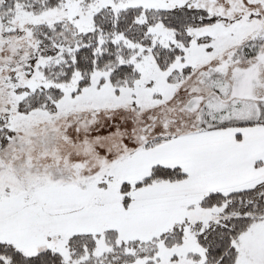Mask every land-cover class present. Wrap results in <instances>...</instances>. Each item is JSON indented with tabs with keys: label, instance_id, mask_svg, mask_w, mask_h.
<instances>
[{
	"label": "snow or ice",
	"instance_id": "obj_1",
	"mask_svg": "<svg viewBox=\"0 0 264 264\" xmlns=\"http://www.w3.org/2000/svg\"><path fill=\"white\" fill-rule=\"evenodd\" d=\"M0 264H264V0H0Z\"/></svg>",
	"mask_w": 264,
	"mask_h": 264
}]
</instances>
